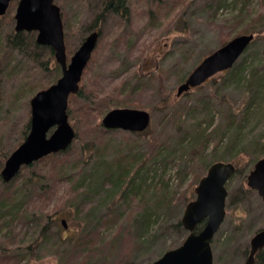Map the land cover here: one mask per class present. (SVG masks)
<instances>
[{
	"label": "rangeland",
	"instance_id": "1",
	"mask_svg": "<svg viewBox=\"0 0 264 264\" xmlns=\"http://www.w3.org/2000/svg\"><path fill=\"white\" fill-rule=\"evenodd\" d=\"M54 1L60 7L68 61L90 31H100L81 82L86 86L89 83L88 86L94 90L98 88L96 85L102 84L99 99L110 94L113 95V103H119L121 97H129L128 104H116L110 108H140L148 111L151 117L147 134L150 133L147 136H138L123 129L109 130L103 126L105 133L92 134L87 128L88 124L92 127L102 116L98 120L80 114L85 107H89L87 102L77 97H68L67 109L73 108L74 115L81 119L78 122L81 135L94 139L102 134L100 141L97 138L96 153H93L95 157L100 158L101 162L112 160L115 163L121 159L120 162L133 163L130 167L137 170L135 181L138 186L135 189L141 199H147L150 194L160 191L158 187L168 192V205L151 207L154 214L161 215L156 220L154 215L153 231L161 226L154 231L155 237L149 246L135 251V263L148 264L171 245L180 242L182 230L173 228V224L181 219L186 203L195 198V187L208 167L205 165L213 159L232 163L236 161L238 167V172L226 182V214L211 241L213 263L241 264L244 251L249 248L250 237L264 226V202L257 191L247 185L246 176L254 162L253 152L243 154L238 145L228 149L226 145L231 134L224 131L223 124L230 125L235 120V124L242 127L240 136L258 133L262 139L264 92L259 94L253 106L247 110L249 121L240 123L237 120L241 116L239 111L245 105V85L236 83V75L229 70L215 74L211 77L215 78L214 81L208 80L201 88L189 89L187 93L184 92L186 94L182 93L184 95L176 96V88L206 53L235 35L247 33L245 29H248L251 19H262L264 23V0H128L127 20L120 17L110 20L109 17L101 23L97 21L92 30L87 27L95 21L97 0ZM17 2L12 0L10 11L0 16V170L11 148L14 145L17 147L29 132L26 123L31 115V97L36 91L54 83L61 75L59 65L58 72L53 61H48L50 54L45 48L30 45V34L33 31H20L22 51L6 44V35L14 31ZM217 6V12L213 13ZM246 9H249L248 14ZM256 47L260 52L247 55V60L240 65L245 74L249 71L245 63L254 60L255 56L264 63V37L258 39ZM25 48L27 52H24ZM45 59L48 61L47 68L41 64V60ZM261 66L263 64L260 63ZM159 85L176 99L165 109L161 108L163 104L158 103L161 96L159 91L162 90ZM132 96L139 97L134 101L131 100ZM73 120L69 114L71 125ZM54 128L49 129L48 135ZM248 130L253 131L245 132ZM258 134L256 138L260 142ZM205 135L209 136L203 146L201 141ZM262 142L255 148H263ZM239 145L245 146L246 143ZM231 156L233 158L229 159ZM89 166L90 169L94 167L90 163ZM204 166L206 170L200 174ZM22 171L25 173L24 168L19 172ZM29 171H33L37 178L41 176L36 186L40 197L30 204L31 209L42 210L48 215H40V224L54 222L57 225L55 228L60 229L63 235L72 233L75 226L69 217L73 214L68 209L74 211L75 206L73 200L69 201V186L57 185L50 188L51 191L55 190L53 194L47 192L46 187L53 177L47 162H37ZM94 172L95 168L92 172L87 169L86 177L93 176V180L97 181ZM89 183V190L84 195L90 197L99 187L91 179ZM22 187L20 184L13 187L17 207L27 199L30 192V187ZM24 216L27 214L23 212L21 218ZM27 217L31 218V215ZM63 219L66 227L61 223ZM128 224L126 222L124 225L128 227ZM9 225L11 223L0 228V250L17 256V264H57V258L51 252L53 249L49 250L55 234H49L52 236L50 241L49 236H40L38 242L41 241L44 249L29 252L38 247L37 243L31 249L27 248L36 236L27 232L21 222L16 224L14 230ZM93 228L94 225L86 231ZM116 228L105 229V241L110 240L108 238ZM135 229L132 228L134 233ZM113 240V259L118 260L122 258L126 243H121L117 238Z\"/></svg>",
	"mask_w": 264,
	"mask_h": 264
},
{
	"label": "trees",
	"instance_id": "2",
	"mask_svg": "<svg viewBox=\"0 0 264 264\" xmlns=\"http://www.w3.org/2000/svg\"><path fill=\"white\" fill-rule=\"evenodd\" d=\"M217 4H220V2H217ZM219 6H217L213 10V13L217 12ZM95 8L97 10L95 21L87 27L90 30L93 29V26L97 21L101 23L109 17L111 18L110 20H116L119 17L125 20L128 19V0H97ZM248 10L249 9H246L247 14ZM7 11H10L9 7ZM258 16L261 17L262 15L259 14ZM256 23H260V25H257ZM245 32L253 33L254 38L248 44L244 52L241 54L240 59L242 60L238 58L240 61H236L231 66V68L228 69L230 72L236 75V83H244L245 85L246 96L244 98L243 103L245 105L239 111L241 116L238 117L239 120H237L240 121V123L243 121H249L247 120L248 115H246L247 110L251 106H253L255 99L258 98L259 94L264 92L263 60L257 59V57L255 56L254 60L252 59L251 61H248L249 64L246 62L245 66L246 68H249L247 74H245L243 68H240V65L247 60V57L250 54H258L260 52V49L256 46L258 43V39L264 37V23H262V19H251V21L249 22V27L248 29H245ZM34 33L35 32L33 31L30 34V45L34 48H45L50 54V58L48 59V61H53L55 69H57V71L59 72L58 64L54 60L53 49L50 46L38 44L35 40ZM21 34L22 32L15 31L14 29V31H11L10 34L6 35V44L10 47H15L17 49L19 48L21 50ZM225 42L226 41L220 43L219 46H221ZM211 51H209L205 55L209 54ZM24 52H27L26 48L24 49ZM242 55L246 56L242 57ZM48 61L46 59L41 60V64L47 68ZM260 63L263 64V66L260 67ZM228 70L224 72L226 73ZM208 80L214 81L215 78H209ZM208 80H206L204 83L208 82ZM204 83L194 87V89L201 88ZM88 84L86 86L80 80L78 91L74 94H70V97H73V99L77 97L87 102L89 107H85L83 112H80V114H84L86 116L88 115L93 119L99 120V118L103 116L104 113L111 106H115L116 104L122 103L128 104V100H130L129 97H125V95L119 99V103H113V95L110 94H106L104 98L99 99L98 96L102 92V84L96 85V87L98 88H96L95 90L89 87ZM158 87L162 89L160 85ZM159 94L161 96L158 103L163 104L161 106L162 109L168 108L170 104L176 100L170 92L166 93L163 89L159 91ZM137 97L132 96L131 100L136 101ZM67 114L68 116L69 114H71L72 119L75 120H73L72 126L73 128H75V132L77 133H75V137L72 143L65 150L58 151L56 153H50L29 165L23 166L22 168H24L25 173H23V171L18 172L8 182V184H5V181L1 180L0 177V186H2L0 188V228L2 225H8V223H11V225L9 226H12L11 228L12 230H14L16 224H20V222L22 225L26 226L27 232H31L33 236H36L35 241H30V245H28L27 248L31 249L33 244L37 245L38 243V247L36 246V248H33V250H30L29 252L34 251L36 249H38L37 252H40L44 249L42 248L41 241L40 243L38 242L40 236L47 235L49 236L48 239L50 241L52 236H50L49 234H55L56 236L54 240H51L52 243L50 245L49 250L53 249V251L51 252L55 254L57 258V264H136L134 257V255H136L135 251L144 246H149V243L152 242V239L155 237L154 231H157L161 226L160 225L157 229L153 231L152 222L154 215L156 216L154 220L158 219L161 215L159 216L158 213L154 214L151 210V207L168 205V192L167 190H161V187H158L160 191L150 194L147 199H141L138 196V193L136 192L138 183L135 181V174L137 170H134L130 167V165L133 163L129 162V164H126L125 162H120L121 159H119V161L115 163L112 160H110L109 162H101L100 158H97L95 157V155H93V153H96L95 145L98 141V136L94 139L89 136L83 137V135H81L80 133L81 129L78 125V122H80L81 119H78L74 115L73 108L69 107L67 109ZM100 121H98V123H95L92 127L88 124V126H90L91 128H89L88 126L87 128L90 132H92V134H96L98 132L105 133L103 132V127L100 124ZM223 126L225 128L224 131H228L231 134V137H229L226 147L231 150V148H235V146L238 145L243 154H250V151L253 152V167L254 163L263 156L262 154L264 152V147H255L261 142V140H263L261 144L264 145V137L261 139L260 135L257 133L260 137L259 142V139L256 138L257 134H251L250 136H240L242 132V127H240V125L238 126L237 124H235V120H232L230 125L223 124ZM250 127L251 126L247 127L246 130ZM26 128L27 130H29L30 120L26 123ZM27 130H25V133L27 132ZM104 131L107 132L108 130L104 129ZM148 131H150V125L141 132L132 133L138 136H147L150 133L149 132L147 134ZM250 131L253 130H248L245 132ZM100 136H102V134L99 135V141L100 139H102ZM208 136L209 135H205L204 140L201 141V144L203 146L206 145ZM243 142L246 143L245 146L239 145ZM15 147L16 145H14L11 150H13ZM193 155H195V153H193ZM231 158L233 157L231 156L229 159ZM215 161L225 160L212 159V161L210 160L205 166L209 167V165ZM37 162H47L49 164V172L50 174H53V177L51 178L52 182L48 187H46L48 193L53 194L52 192H54L55 190L51 191L50 188H53L57 185L67 184L69 186V201L73 200L72 202L75 206L74 211L68 209V212L74 215H70L69 217L71 218V220L73 221V225L75 226L74 231L70 234L63 235L60 232V229L55 228L57 227V225L54 222H49L50 225H48L49 223L41 225L40 215L46 217H48V215H46L42 210L38 211L35 209H31L30 207V204L40 197V193L37 192L38 187L36 190V186L38 185V179L41 176L39 175V177L37 178L36 174L33 171H29L35 166ZM89 163L93 164V169L95 168L94 175L97 177V181L93 180V176L86 177L87 169L91 172L93 170L92 168L90 169ZM233 163L236 167L235 173H237L238 167L235 164L236 161H234ZM142 166L144 167V164H142ZM204 167L202 168L203 172L200 174H203L206 170V167ZM69 170L72 171L69 172ZM88 178L91 179L93 182H96L97 188L99 187V190L95 191L94 195L90 197L84 195L89 190L90 183ZM18 184L23 187H30V192L27 196V199H24L19 207H17L13 195V187ZM129 189H132L130 190L131 194H129ZM152 196L154 197L153 199L151 198ZM161 202H163V204ZM23 212L25 213V215L27 214V216L31 215V218L27 216L21 218V214ZM56 212L57 211H53V213ZM38 213L41 214L37 216ZM126 222L130 223L128 224V227L124 225ZM93 225V229L86 231L89 227ZM202 226L203 223L198 224L196 226V230H200ZM113 227L117 228L114 230V233L108 238L110 240L105 241V229H111ZM131 227L136 228L135 233L132 231ZM173 228H179L180 230H182V239L180 240V242L171 245L167 249L179 245L187 234V230L183 227L181 219H179L177 222H175V224H173ZM116 238L120 240L121 243H126V249L122 252V258H119L118 260L113 259V254L115 253V245L113 244V239ZM249 249L250 246L249 248L245 249L243 261L249 255ZM18 261L19 258L17 256L6 251L0 250V264H17ZM253 264H264V246L258 248L254 253Z\"/></svg>",
	"mask_w": 264,
	"mask_h": 264
},
{
	"label": "water",
	"instance_id": "3",
	"mask_svg": "<svg viewBox=\"0 0 264 264\" xmlns=\"http://www.w3.org/2000/svg\"><path fill=\"white\" fill-rule=\"evenodd\" d=\"M11 0H0V16ZM15 31H36V42L54 51L61 75L48 87L34 93L30 99V128L23 141L11 151L0 170L2 180L10 181L24 165L58 151L65 150L75 137L68 121V97L78 91L79 81L97 45L99 30L90 31L67 61L60 7L54 0H18L14 12ZM253 33L238 34L210 52L177 86L176 96L196 87L213 75L229 69L248 44ZM150 123L148 111L132 107H114L102 117L106 129L130 132L145 130ZM54 130L48 135L51 127ZM236 170L232 162L215 161L195 187V198L186 203L181 222L188 231L182 242L165 250L149 264H213L211 241L225 217L226 182ZM247 185L256 190L264 202V156L249 170ZM66 227L65 220L61 221ZM203 223L200 230L196 226ZM249 255L241 264H253L254 253L264 246V226L249 240Z\"/></svg>",
	"mask_w": 264,
	"mask_h": 264
},
{
	"label": "bare ground",
	"instance_id": "4",
	"mask_svg": "<svg viewBox=\"0 0 264 264\" xmlns=\"http://www.w3.org/2000/svg\"><path fill=\"white\" fill-rule=\"evenodd\" d=\"M30 108V107H29ZM18 145V144H17Z\"/></svg>",
	"mask_w": 264,
	"mask_h": 264
}]
</instances>
